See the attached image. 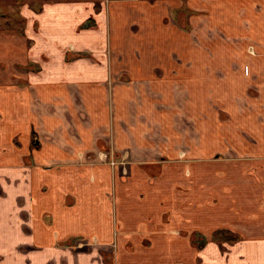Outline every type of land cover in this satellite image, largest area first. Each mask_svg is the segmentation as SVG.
<instances>
[{
  "label": "crops",
  "instance_id": "crops-1",
  "mask_svg": "<svg viewBox=\"0 0 264 264\" xmlns=\"http://www.w3.org/2000/svg\"><path fill=\"white\" fill-rule=\"evenodd\" d=\"M252 25L264 0H0V264H264Z\"/></svg>",
  "mask_w": 264,
  "mask_h": 264
},
{
  "label": "rangeland",
  "instance_id": "rangeland-1",
  "mask_svg": "<svg viewBox=\"0 0 264 264\" xmlns=\"http://www.w3.org/2000/svg\"><path fill=\"white\" fill-rule=\"evenodd\" d=\"M180 12H183V14H185L186 10L185 9H181V8H179V10H176V13L180 14ZM178 20H180V23H183L185 21V17H183V15L179 16ZM184 26H185V24H184ZM250 28H251V36L253 38H258L257 41H260L262 36H264V29H262L261 25L259 27H256L255 25H252ZM220 37L224 38V35L220 34ZM200 237H202V236H199L198 234H193V235H191V240H194L195 238H200ZM194 244L196 245V243H194ZM84 245H86V243Z\"/></svg>",
  "mask_w": 264,
  "mask_h": 264
},
{
  "label": "flooded vegetation",
  "instance_id": "flooded-vegetation-1",
  "mask_svg": "<svg viewBox=\"0 0 264 264\" xmlns=\"http://www.w3.org/2000/svg\"><path fill=\"white\" fill-rule=\"evenodd\" d=\"M108 142H109V149H108V151L106 150V151H100V152H98L97 153V159H98V161L99 162H104V163H107L108 161H109V159H112V160H115L116 161V163L117 164H120L119 162H118V160L119 159H117L116 157H114V151H113V142H112V135H111V133H109V136H108ZM112 145V146H111ZM101 153H107V155H108V159L107 160H105V161H103V160H101ZM108 164V163H107ZM117 164H116V166H117ZM109 165V164H108ZM109 166H111V165H109ZM112 167V166H111Z\"/></svg>",
  "mask_w": 264,
  "mask_h": 264
},
{
  "label": "built area",
  "instance_id": "built-area-1",
  "mask_svg": "<svg viewBox=\"0 0 264 264\" xmlns=\"http://www.w3.org/2000/svg\"><path fill=\"white\" fill-rule=\"evenodd\" d=\"M112 146V145H111ZM101 160H107L108 159V155H107V153H101ZM109 165H111L112 167L113 166H116V161L115 160H112V159H109V161L107 162Z\"/></svg>",
  "mask_w": 264,
  "mask_h": 264
},
{
  "label": "trees",
  "instance_id": "trees-1",
  "mask_svg": "<svg viewBox=\"0 0 264 264\" xmlns=\"http://www.w3.org/2000/svg\"><path fill=\"white\" fill-rule=\"evenodd\" d=\"M219 233H220V232H219ZM193 234H196V233H192V235H193ZM213 235H214V236H217V235H218V233H217V232H215V233H213ZM196 239H198V238H195L193 241L195 242V241H196Z\"/></svg>",
  "mask_w": 264,
  "mask_h": 264
}]
</instances>
